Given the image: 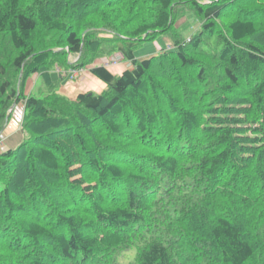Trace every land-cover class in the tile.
Instances as JSON below:
<instances>
[{"label": "trees", "instance_id": "16d2710c", "mask_svg": "<svg viewBox=\"0 0 264 264\" xmlns=\"http://www.w3.org/2000/svg\"><path fill=\"white\" fill-rule=\"evenodd\" d=\"M0 45V264H264V0H0Z\"/></svg>", "mask_w": 264, "mask_h": 264}, {"label": "rangeland", "instance_id": "374dc122", "mask_svg": "<svg viewBox=\"0 0 264 264\" xmlns=\"http://www.w3.org/2000/svg\"><path fill=\"white\" fill-rule=\"evenodd\" d=\"M205 1V0H204ZM183 14V15H182ZM181 16L179 17V19L177 20L176 24L179 27V30L182 33V36L187 37L189 35V33H192L194 30L197 29L198 25H199V21L196 19V17L194 16L193 13L191 12H183L180 14ZM171 45V40L167 35H162V34H158L154 40H147L145 42L142 43V45L134 51V55L135 57H137V59H142L145 57H149L152 56L158 52H160L161 50H166L168 48H170ZM3 47L2 45H0V50H2ZM74 59V58H72ZM105 58L104 59H99L96 60L95 63H104ZM120 61V62H119ZM118 63L119 64V68L123 69L125 67H127V64H129L126 60L123 61L119 59ZM121 63V64H120ZM102 64V63H101ZM115 65V64H114ZM111 68V66H106ZM114 70V67L113 69ZM57 71V69H56ZM114 71H118V69L114 70ZM88 69L84 68V69H79L77 74L74 75V77H69V80L65 83H63L64 86V90L65 92H67L69 95L68 97L70 98H75L76 95V91L75 93H70V90L74 87V85H78L80 83V81L82 79H84V73L87 76L88 75ZM83 77V78H82ZM86 81H83V83H85ZM89 85L92 86V83H89ZM89 86V87H91ZM42 82H41V78L37 75V74H33V76H31L30 78H28L26 80L25 83V87H24V93L28 94V93H32L35 96H42L44 94V92L40 93V88H42ZM92 88H94L92 86ZM90 88H84L83 89V93H88V92H93V93H99L97 91H89ZM95 90V89H94ZM23 101H19L17 102L16 105H14V110L11 112L10 115V119L8 121V123L6 124L7 126L3 129V134L0 137V149L1 151H7L9 149H15L20 142L22 141V139L24 138V130L21 128L20 122L22 119V115H23V110H24V106H23ZM4 137V141L3 138ZM2 145V146H1ZM5 145V146H3ZM135 249H130L127 250L125 252H123L120 256H118L116 263L115 264H131L134 254H135ZM112 258V256L110 257V259Z\"/></svg>", "mask_w": 264, "mask_h": 264}, {"label": "crops", "instance_id": "0c3cea01", "mask_svg": "<svg viewBox=\"0 0 264 264\" xmlns=\"http://www.w3.org/2000/svg\"><path fill=\"white\" fill-rule=\"evenodd\" d=\"M137 58V57H136ZM94 64H96V65H98L99 63H94ZM121 64V63H120ZM113 67H114V70L116 69H118V71H114V70H112L113 69ZM128 67V66H127ZM126 68V67H125ZM125 68H123V69H120L119 68V64H115V65H112L111 66V68H107L112 74H120ZM88 73V72H87ZM84 79H82L81 81H80V83L78 84V85H74V87L70 90V93H75V91H76V95L77 94H79V93H83V89L84 88H90V90L89 91H97V92H101L104 88H105V84L102 82V81H100L99 79H97L96 77H94L90 72L88 73V75L86 76L85 75V73H84ZM83 78V77H82ZM83 81H86L85 83H83ZM67 82V81H66ZM88 82L89 83H92V86L94 87V88H92V86L91 85H89L88 84ZM64 86H65V84L63 85L62 84V86L57 90V92L59 93V94H62V95H65V96H67L68 97V93L67 92H65V90H64ZM89 86H91V87H89ZM95 89V90H94ZM3 134V131L1 132V134H0V137H1V135ZM3 138V141H4V137H2ZM2 146V145H1ZM3 146H5V145H3ZM0 151H1V149H0Z\"/></svg>", "mask_w": 264, "mask_h": 264}, {"label": "built area", "instance_id": "2783aa9c", "mask_svg": "<svg viewBox=\"0 0 264 264\" xmlns=\"http://www.w3.org/2000/svg\"><path fill=\"white\" fill-rule=\"evenodd\" d=\"M119 59L122 60V56L120 54H116V55L112 56L111 58L105 60V63L104 64L106 66L107 65H110V64H116V63H118ZM76 74H77V72L76 71H73L71 73V77H74V75H76Z\"/></svg>", "mask_w": 264, "mask_h": 264}, {"label": "clouds", "instance_id": "9594fccd", "mask_svg": "<svg viewBox=\"0 0 264 264\" xmlns=\"http://www.w3.org/2000/svg\"><path fill=\"white\" fill-rule=\"evenodd\" d=\"M116 55V54H115ZM114 56V55H113ZM112 57V56H111ZM111 57H108V58H105V60H107V59H109V58H111ZM123 59V58H122ZM123 61H124V59H123ZM102 63V64H101ZM101 63H99L98 65H101V66H104L106 69L108 68V67H106V65L104 64L105 63V61H104V63L103 62H101ZM129 64H127V66L128 67H126L125 69H128V68H131V63L130 62H128ZM112 65H114V64H110V65H107V66H112ZM124 69V70H125ZM74 71H76V72H78V70H74ZM73 72V71H72ZM71 72V73H72ZM71 73H69V75H70V77H71ZM68 75V76H69Z\"/></svg>", "mask_w": 264, "mask_h": 264}, {"label": "water", "instance_id": "95a60500", "mask_svg": "<svg viewBox=\"0 0 264 264\" xmlns=\"http://www.w3.org/2000/svg\"><path fill=\"white\" fill-rule=\"evenodd\" d=\"M14 105H15V104H14ZM14 105H13V106H14ZM13 106H12V107H13ZM0 134H1V132H0Z\"/></svg>", "mask_w": 264, "mask_h": 264}]
</instances>
